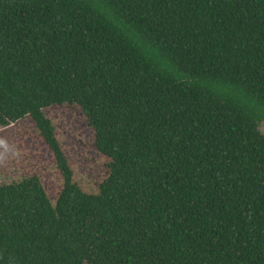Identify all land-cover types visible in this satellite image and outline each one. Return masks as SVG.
Wrapping results in <instances>:
<instances>
[{
  "label": "trees",
  "instance_id": "16d2710c",
  "mask_svg": "<svg viewBox=\"0 0 264 264\" xmlns=\"http://www.w3.org/2000/svg\"><path fill=\"white\" fill-rule=\"evenodd\" d=\"M261 121L264 0H0V264H264Z\"/></svg>",
  "mask_w": 264,
  "mask_h": 264
},
{
  "label": "rangeland",
  "instance_id": "374dc122",
  "mask_svg": "<svg viewBox=\"0 0 264 264\" xmlns=\"http://www.w3.org/2000/svg\"><path fill=\"white\" fill-rule=\"evenodd\" d=\"M54 118L64 117L73 123L72 114L67 109L63 116L61 111L51 112ZM259 130L264 134V121L259 122ZM49 151L38 140L37 135L29 131L27 122H21L13 127H0V170L12 179L36 173L49 193L54 194L58 181L53 171Z\"/></svg>",
  "mask_w": 264,
  "mask_h": 264
}]
</instances>
